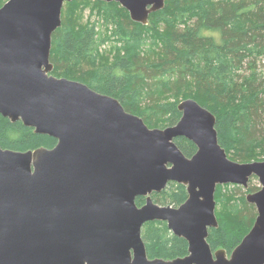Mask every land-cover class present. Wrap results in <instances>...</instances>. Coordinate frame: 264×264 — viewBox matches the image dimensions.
<instances>
[{
	"label": "water",
	"instance_id": "95a60500",
	"mask_svg": "<svg viewBox=\"0 0 264 264\" xmlns=\"http://www.w3.org/2000/svg\"><path fill=\"white\" fill-rule=\"evenodd\" d=\"M71 0H7L0 6V114L56 139L51 148L0 146V264H264V160L239 162L219 144L215 115L182 99L178 121L149 127L120 101L52 75L51 37ZM120 3L146 24L165 0ZM193 142L186 156L175 137ZM260 188L245 195L257 215L230 254L212 250L218 184ZM169 181L186 186L178 206L151 197ZM137 196L145 202L138 206ZM164 221L188 253L149 258L141 227Z\"/></svg>",
	"mask_w": 264,
	"mask_h": 264
},
{
	"label": "trees",
	"instance_id": "16d2710c",
	"mask_svg": "<svg viewBox=\"0 0 264 264\" xmlns=\"http://www.w3.org/2000/svg\"><path fill=\"white\" fill-rule=\"evenodd\" d=\"M262 55L264 0H165L146 24L133 21L115 1L71 0L64 2L61 24L52 33L49 60L52 75L117 98L149 127L175 124L181 116L177 104L193 98L215 115L218 141L228 157L248 162L264 160V81L255 66ZM174 141L186 156L196 150L183 136ZM55 143L0 114L2 148L25 151ZM258 188L249 182L245 190L216 186L218 226L208 228L207 236L212 250L230 254L249 231L257 211L245 195ZM151 197L178 206L187 198L186 186L169 181ZM135 202L140 206L145 197ZM141 237L149 258L188 253L187 241L164 221L143 223Z\"/></svg>",
	"mask_w": 264,
	"mask_h": 264
},
{
	"label": "rangeland",
	"instance_id": "374dc122",
	"mask_svg": "<svg viewBox=\"0 0 264 264\" xmlns=\"http://www.w3.org/2000/svg\"><path fill=\"white\" fill-rule=\"evenodd\" d=\"M88 12H86L87 14ZM87 17V16H86ZM255 66H256V71L258 72V76H259V79L260 80H263L264 81V56H259L257 57V60H256V63H255ZM250 69L247 67L246 71L247 73H249ZM250 185L252 186H259L260 187V183L256 177V179H251L249 181ZM242 187V190H245V187L241 186Z\"/></svg>",
	"mask_w": 264,
	"mask_h": 264
},
{
	"label": "flooded vegetation",
	"instance_id": "af4514ba",
	"mask_svg": "<svg viewBox=\"0 0 264 264\" xmlns=\"http://www.w3.org/2000/svg\"><path fill=\"white\" fill-rule=\"evenodd\" d=\"M175 138H176V137H175ZM195 151H196V150H195ZM190 156H191V155H190ZM250 178H251V177H250ZM249 180H250V179H249ZM240 186H241V185H240ZM259 188H260V187H259ZM259 188H258V189H259ZM258 189H257V190H258ZM255 191H256V190H255ZM252 192H254V191H252ZM215 250H216V249H215ZM228 255H229V254H228Z\"/></svg>",
	"mask_w": 264,
	"mask_h": 264
}]
</instances>
